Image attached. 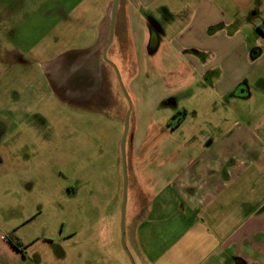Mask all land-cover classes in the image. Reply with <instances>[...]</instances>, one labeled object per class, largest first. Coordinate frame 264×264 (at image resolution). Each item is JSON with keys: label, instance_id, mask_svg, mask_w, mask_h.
Masks as SVG:
<instances>
[{"label": "rangeland", "instance_id": "1", "mask_svg": "<svg viewBox=\"0 0 264 264\" xmlns=\"http://www.w3.org/2000/svg\"><path fill=\"white\" fill-rule=\"evenodd\" d=\"M109 1L0 0V231L24 241L34 239L31 251L42 255L45 263L52 250L45 237L57 242L75 229L86 238L94 234L92 223L89 226L94 220L102 250L109 251L115 226L117 239L110 250L123 254L122 264H132L121 244V143L129 105L132 111L136 106L118 66L125 93L106 62L95 67L83 53L74 52L94 47ZM152 6L145 15L154 22V49L157 41L170 46L179 33L175 43L185 47L189 59L210 62L219 73L223 69L226 78L217 90L201 83L191 89L190 98L182 99L181 109L198 115H190L173 138L194 145L217 142L205 150L211 160L218 159L239 130L264 138V128L256 129L264 126V0H157ZM201 10L204 19H186ZM203 28L205 39L197 36ZM258 51L261 55L253 57ZM107 60L113 63L110 55ZM75 71L83 81L84 96L88 99L97 87L96 95L106 98L105 105L74 107L59 98L47 74L56 82L59 75L68 77ZM152 71L149 68L148 76ZM167 74L161 80L156 76L157 82L145 76L141 91H165ZM90 78L97 83H85ZM236 81L250 89V98L222 97ZM167 111L162 108L151 118L165 122ZM180 119L182 115L171 117L172 125ZM245 169L254 171L251 165Z\"/></svg>", "mask_w": 264, "mask_h": 264}, {"label": "crops", "instance_id": "2", "mask_svg": "<svg viewBox=\"0 0 264 264\" xmlns=\"http://www.w3.org/2000/svg\"><path fill=\"white\" fill-rule=\"evenodd\" d=\"M156 1L120 0L113 42L107 52L125 76L136 106L131 111L126 141L125 243L135 264H264V138L239 130L232 142L224 143L226 151L223 149L216 160L208 159L205 150H211L217 142L194 145L188 139L173 138L190 115H198L181 109L182 99L190 98L191 89L201 83L204 88L203 84H207L217 90L226 78L223 69L219 73L210 62L189 59L185 47L175 43L181 37L179 33L170 46L157 41V48L150 50L154 22L145 12L152 11ZM113 2L109 1L99 24L94 47L74 51L83 53L95 67L104 62L102 54L109 39ZM178 15L181 13L175 14ZM187 16L195 22L199 17L204 19V12ZM204 33L203 28L197 36L205 39ZM87 50L93 52L88 54ZM260 55V51L253 53L255 58ZM149 68L153 70L150 77ZM167 72L163 79L168 89L149 95L141 91L144 79L157 82ZM91 78V85L97 83ZM242 88L243 93H239ZM222 92V97L232 99L252 96L243 81L234 82ZM96 93L97 87L91 92L95 102L100 98ZM162 108L170 111L166 124L151 118ZM175 115H182V119L172 125L171 117ZM263 128L260 125L256 129ZM248 165L254 171L246 170ZM91 223L94 234L83 239L75 229L63 234V225V235L57 242L45 237L52 245L46 263L42 255L31 251L34 239L24 241L14 235L21 245L19 249L13 245L11 233L0 231V264H122L119 259L123 254L110 250L117 239L115 226L107 252L102 250L101 237L97 235L98 222L90 220L89 226ZM72 244L77 247L67 251Z\"/></svg>", "mask_w": 264, "mask_h": 264}, {"label": "water", "instance_id": "3", "mask_svg": "<svg viewBox=\"0 0 264 264\" xmlns=\"http://www.w3.org/2000/svg\"><path fill=\"white\" fill-rule=\"evenodd\" d=\"M119 2L120 0H114L113 5H112L111 14H110L109 39H108L107 46L103 51L102 59L104 62H106V64H108L115 71L118 81L120 83V86L122 87V90L124 91L121 77H120L117 67L113 63L107 60V52L110 46L112 45L113 38H114V26H115V20H116ZM241 93H243V91H241ZM129 106H130L129 111L127 112V115L125 117V130H124V135H123V139L121 143V162H122L123 174H124V192H123V201H122V208H121V244H122V247L125 253L129 257L130 261L132 262V264H135L129 250L127 249L126 243H125V210H126V203H127V161H126L125 148H126V141H127L128 132H129L130 115L132 111L131 104Z\"/></svg>", "mask_w": 264, "mask_h": 264}, {"label": "flooded vegetation", "instance_id": "4", "mask_svg": "<svg viewBox=\"0 0 264 264\" xmlns=\"http://www.w3.org/2000/svg\"><path fill=\"white\" fill-rule=\"evenodd\" d=\"M152 40V39H151ZM153 42V40H152ZM72 65V64H71ZM45 68L49 69L50 65H46ZM46 70V69H45ZM65 68H62L61 71L64 73L65 72ZM79 71H75L73 72L74 74L72 75H68L62 76L59 75V77H57V81L54 82L50 77L49 74H47V77L49 78L51 83H56V92L59 95V98H61L63 101H65L66 103H69L70 105H73L74 107H83V108H92L93 105L95 104H99L101 105H105L106 101L102 94L100 96V98L97 100V102H95L96 100L92 99V97L89 96V98L87 99V97L84 96L83 91H81V87H82V82L80 80V77L78 74ZM86 79V78H85ZM89 82L87 80H85V83ZM77 89H79L77 91ZM241 93V91H243V88L241 90H239ZM28 162V161H27ZM1 164V161H0ZM12 242H15L16 244H18V248L21 249V245L20 243L15 239V236L13 234H10ZM46 239V238H45Z\"/></svg>", "mask_w": 264, "mask_h": 264}, {"label": "trees", "instance_id": "5", "mask_svg": "<svg viewBox=\"0 0 264 264\" xmlns=\"http://www.w3.org/2000/svg\"><path fill=\"white\" fill-rule=\"evenodd\" d=\"M149 48H150L151 51L154 50V48L152 47V40H151V42H150ZM12 243H13V245H14L16 248H18V244H16L15 242H12Z\"/></svg>", "mask_w": 264, "mask_h": 264}]
</instances>
